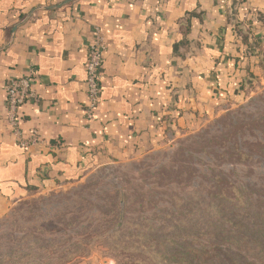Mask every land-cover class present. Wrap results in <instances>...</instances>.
<instances>
[{
    "label": "crops",
    "instance_id": "obj_1",
    "mask_svg": "<svg viewBox=\"0 0 264 264\" xmlns=\"http://www.w3.org/2000/svg\"><path fill=\"white\" fill-rule=\"evenodd\" d=\"M97 26L107 50L90 122L86 63ZM263 56L264 0H0V214L240 103ZM29 75L40 100L22 107L20 126L41 144L25 151L7 123L5 87Z\"/></svg>",
    "mask_w": 264,
    "mask_h": 264
},
{
    "label": "rangeland",
    "instance_id": "obj_2",
    "mask_svg": "<svg viewBox=\"0 0 264 264\" xmlns=\"http://www.w3.org/2000/svg\"><path fill=\"white\" fill-rule=\"evenodd\" d=\"M198 119L13 204L0 214V264H229L230 251H256L264 233L244 227L264 223V72L240 103Z\"/></svg>",
    "mask_w": 264,
    "mask_h": 264
},
{
    "label": "built area",
    "instance_id": "obj_3",
    "mask_svg": "<svg viewBox=\"0 0 264 264\" xmlns=\"http://www.w3.org/2000/svg\"><path fill=\"white\" fill-rule=\"evenodd\" d=\"M93 34L94 41L89 47L86 63L87 104L85 113L87 120L90 122L96 121L97 110L103 93L102 77L105 53L107 50V42L102 28L95 27ZM33 83V75H29L13 79L5 87L7 97V123L11 127V132L17 145L25 151H29L41 144L37 130H33L30 136L25 138L20 126V112L22 107L28 102L38 103L40 100L34 91Z\"/></svg>",
    "mask_w": 264,
    "mask_h": 264
},
{
    "label": "trees",
    "instance_id": "obj_4",
    "mask_svg": "<svg viewBox=\"0 0 264 264\" xmlns=\"http://www.w3.org/2000/svg\"><path fill=\"white\" fill-rule=\"evenodd\" d=\"M262 65L264 66V56ZM257 215L261 216V218L264 216L262 212L257 213ZM244 228V232H247V234H253L254 231L260 230H262V232L259 234L264 233V223L262 222H257L252 226L247 225ZM260 239H263V241H261ZM256 242L258 243V249L256 251H247L245 249L240 248L236 249V251H230L228 257L230 259L229 264H264V234L262 236L257 237ZM196 252V249H191L189 253L184 254L183 256H185L189 260V262H193L194 259L190 255H194ZM249 258L252 259V261H250Z\"/></svg>",
    "mask_w": 264,
    "mask_h": 264
}]
</instances>
